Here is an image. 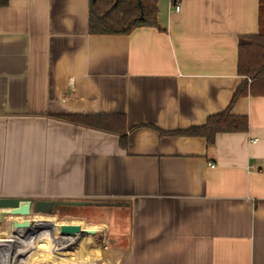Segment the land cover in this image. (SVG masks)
Here are the masks:
<instances>
[{
    "label": "crops",
    "instance_id": "1",
    "mask_svg": "<svg viewBox=\"0 0 264 264\" xmlns=\"http://www.w3.org/2000/svg\"><path fill=\"white\" fill-rule=\"evenodd\" d=\"M89 1L0 5V197L99 201L121 226L114 264H264V95L238 98L247 129L211 144L161 133L229 106L260 0H158L156 26L106 35ZM68 114H123L125 145Z\"/></svg>",
    "mask_w": 264,
    "mask_h": 264
},
{
    "label": "trees",
    "instance_id": "2",
    "mask_svg": "<svg viewBox=\"0 0 264 264\" xmlns=\"http://www.w3.org/2000/svg\"><path fill=\"white\" fill-rule=\"evenodd\" d=\"M7 1L0 0V5H5ZM157 2L158 0H90L88 32L101 35L127 34L137 27L156 26ZM259 7L262 24L264 0H260ZM263 25L257 33L242 35L238 39L237 72L246 78L235 89L229 106L223 111L209 115L202 125L162 131V134L202 136L211 144L218 132H239L247 129V117L232 114L231 106L242 96L264 95ZM60 117L76 124L116 133L122 145H125L126 119L123 114H68Z\"/></svg>",
    "mask_w": 264,
    "mask_h": 264
},
{
    "label": "rangeland",
    "instance_id": "3",
    "mask_svg": "<svg viewBox=\"0 0 264 264\" xmlns=\"http://www.w3.org/2000/svg\"><path fill=\"white\" fill-rule=\"evenodd\" d=\"M262 24H264V15ZM98 204H100L99 201L91 200L89 205L55 206L49 211H32L26 216L6 212L0 221V260L12 257L8 253L11 245L6 242L10 236V221L21 217L23 221L14 226L15 232L22 229L26 234L33 233L30 236L37 242L36 251L29 264H114L109 255L117 245L111 243L115 237L122 236L117 233L121 226H117L118 219L115 213L94 207ZM112 223L115 228H118L115 234L112 232ZM60 224L74 225L77 230L67 229L70 232L61 233ZM88 231H92V234H86ZM31 237L26 238L31 241ZM25 240L22 238L19 242ZM44 241L48 245H44ZM50 252H59V256L49 255ZM18 254L16 259L23 262L22 264H28L30 253L20 251ZM99 254H102L104 259L98 258Z\"/></svg>",
    "mask_w": 264,
    "mask_h": 264
},
{
    "label": "water",
    "instance_id": "4",
    "mask_svg": "<svg viewBox=\"0 0 264 264\" xmlns=\"http://www.w3.org/2000/svg\"><path fill=\"white\" fill-rule=\"evenodd\" d=\"M88 200H72V199H53L42 200L33 198H20V197H0V221L6 212L11 214L26 216L32 211L45 212L51 210L55 206H82L89 204ZM59 231L61 233L70 232L67 229L77 230L74 225L60 224ZM73 232V231H72ZM86 234H92V231H88Z\"/></svg>",
    "mask_w": 264,
    "mask_h": 264
},
{
    "label": "built area",
    "instance_id": "5",
    "mask_svg": "<svg viewBox=\"0 0 264 264\" xmlns=\"http://www.w3.org/2000/svg\"><path fill=\"white\" fill-rule=\"evenodd\" d=\"M169 3V7L172 8V6L174 7V10L178 11L180 9V5L178 4L179 0H167ZM210 166H214L213 163H208ZM26 239L25 237H22L20 235L19 231H16V234H11L10 236H8V240L6 241L8 243V245L10 246L9 251L8 252L12 257L11 258H5L4 260H0V264H22L20 263L21 261L19 259H16V256L18 257L19 254V239ZM13 242H15V244H13ZM18 246V247H16ZM7 253V254H8ZM17 260V262H16Z\"/></svg>",
    "mask_w": 264,
    "mask_h": 264
}]
</instances>
